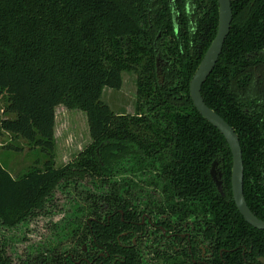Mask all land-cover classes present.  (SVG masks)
Listing matches in <instances>:
<instances>
[{
  "label": "trees",
  "instance_id": "1",
  "mask_svg": "<svg viewBox=\"0 0 264 264\" xmlns=\"http://www.w3.org/2000/svg\"><path fill=\"white\" fill-rule=\"evenodd\" d=\"M195 2L198 15L190 18L187 0H0V93L15 114L0 121V132L47 156L42 168L16 177L0 162V227H16L46 211L57 188L78 178H103V197L141 193L137 181L111 177L140 172L166 198H190L196 211L211 209L216 226H223L219 248L229 249L213 264H250L264 256V230L247 223L232 198L230 147L190 96L191 79L219 22L218 0ZM231 2V30L202 94L240 136L245 196L264 220V101L248 95L256 68L264 65V0ZM158 56L170 61L164 81ZM125 71L136 75L135 114L116 113L103 100L105 88H122ZM61 104L87 114L92 142L56 167ZM216 158L229 198L220 197L209 174ZM107 237L98 242L109 243ZM10 262L0 252V264ZM117 264L136 263L128 256Z\"/></svg>",
  "mask_w": 264,
  "mask_h": 264
},
{
  "label": "flooded vegetation",
  "instance_id": "2",
  "mask_svg": "<svg viewBox=\"0 0 264 264\" xmlns=\"http://www.w3.org/2000/svg\"><path fill=\"white\" fill-rule=\"evenodd\" d=\"M186 8L190 18H193L196 14L195 0H187ZM174 20L178 30L175 7ZM190 24L194 26L195 22L191 21ZM169 63V60L158 56L157 74L160 81H164V67ZM255 71L252 88L248 95L262 102L264 101V65L256 68ZM215 161L217 162L216 170L221 174L224 194L215 185L220 197L229 198L226 193L224 170L219 158L211 163L209 174L213 180L211 169ZM149 176L151 175L148 174ZM111 177L115 181L135 180L143 190L132 196L122 194L121 198L119 196L117 198L103 197L101 194H103L104 179L97 176L78 178L74 183H66L65 186L57 188V190H69L71 186L75 188L80 182L92 181L93 188H88L86 191L85 204H80L84 211L78 208L77 212L81 216L75 213V218L71 221V229L68 226L70 245L64 246V243L60 242L55 247L48 246L19 262L14 261L5 253L4 248H1V252L10 258V264H117L126 262L128 256L133 258L136 264H213L218 262L215 260H218L219 255L223 257L224 251H229L225 247L219 248L218 236L223 226L220 228L216 226L212 220L211 209L196 211L191 206L190 198H166L160 189H155V185L145 182L140 172L124 171ZM232 198L234 199L233 193ZM56 201L55 193V198L50 203L54 208L56 204H53ZM51 212L52 209L47 207L46 211L26 221ZM102 235H109L107 237L109 243L102 245L98 242ZM222 260L225 261L224 258ZM250 264H264V256H258L257 260H251Z\"/></svg>",
  "mask_w": 264,
  "mask_h": 264
},
{
  "label": "rangeland",
  "instance_id": "3",
  "mask_svg": "<svg viewBox=\"0 0 264 264\" xmlns=\"http://www.w3.org/2000/svg\"><path fill=\"white\" fill-rule=\"evenodd\" d=\"M103 100L116 113L135 114L136 75L125 71L122 88H105ZM7 105V97L0 93V121L15 116L7 111ZM55 139L54 162L56 167H62L74 160L92 142L87 114L64 104L57 106ZM46 159L45 153L27 140L7 131L0 132V162L14 177L32 166L42 168ZM71 187L69 190H57V201L53 204H56V208L52 204L48 206V209H52L51 213L39 215L16 227H0V249L4 248L5 253L19 262L48 246L55 247L60 242L69 246L68 226L71 229V221L75 218L74 214L78 213V208L84 211L80 204H85L86 191L93 188L91 180L80 182L75 188Z\"/></svg>",
  "mask_w": 264,
  "mask_h": 264
},
{
  "label": "water",
  "instance_id": "4",
  "mask_svg": "<svg viewBox=\"0 0 264 264\" xmlns=\"http://www.w3.org/2000/svg\"><path fill=\"white\" fill-rule=\"evenodd\" d=\"M218 4V30L191 79L190 96L199 113L221 132L230 147L233 157L232 193L239 212L247 223L257 229L264 230V220L256 216L250 209L244 194V161L239 135L220 114L207 105L202 94L203 85L219 61L233 22L231 0H218ZM216 167L217 162L215 161L211 169V175L219 191L224 194L221 174L216 170Z\"/></svg>",
  "mask_w": 264,
  "mask_h": 264
}]
</instances>
